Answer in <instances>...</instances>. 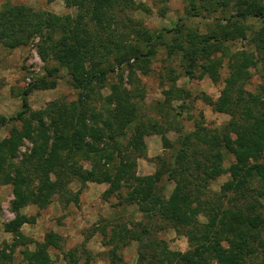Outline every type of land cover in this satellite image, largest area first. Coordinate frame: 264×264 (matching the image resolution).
I'll use <instances>...</instances> for the list:
<instances>
[{
	"label": "trees",
	"instance_id": "1",
	"mask_svg": "<svg viewBox=\"0 0 264 264\" xmlns=\"http://www.w3.org/2000/svg\"><path fill=\"white\" fill-rule=\"evenodd\" d=\"M44 1L50 3L53 0ZM61 2L65 8L76 10L74 17L8 3L0 9V46L13 50L37 38L36 53L42 61L51 57L66 70L71 85L80 91L72 102H51L44 110L32 112L25 118L24 97L31 89L28 88L22 91V109L15 117L6 120L0 116V127L8 121L20 123L18 130H12L8 137L0 140V185H9L13 197L10 210L14 217L3 224V231L13 239L9 246L14 248L20 243L19 229L23 224L32 225L35 221V216L27 217L19 210L31 204L44 209L54 195L65 204L76 203V196L66 189L75 180L80 185L105 183L107 188L103 196L118 194L117 205H132L148 223L158 219L176 233L191 234L189 248L176 259L170 257L162 242L154 241L145 264H242L245 259L252 264H264V219L238 209H223L202 198L209 181L224 174L230 181L229 189L235 199L248 198L247 192L251 188V201L258 205L259 197L264 195V86H259L255 94L244 90L247 70L252 65L248 55L245 52L227 54L226 49L221 48L224 41L234 36L229 38L223 34L225 39L219 40L216 36L197 37L188 31L183 36L187 43L184 46L179 19L168 28L153 31L141 28L138 23L136 28L126 17L116 19L117 13L142 7L132 0ZM189 3L192 13H186L184 18L202 17L194 11V0ZM261 3L262 0H232L231 13L215 19L214 23L217 27L220 22L235 27L238 20L259 21V29L253 31L249 39L256 44L264 71V7ZM217 4L229 6L227 0H218ZM119 23L139 39V45L127 43ZM166 36H169V46L165 42ZM158 45L168 46L167 57L174 50L179 51L184 61L183 73L188 79L193 77L192 71L198 61V77L205 75L212 83L218 82L217 67L221 58L212 59L211 56L219 52L226 59L227 75L217 98L211 100L202 96V102L213 112L229 117L224 126L209 129L194 122V127L201 125L196 133H182L181 128L176 127L179 134L176 144L172 145L164 136L172 123L165 120L160 124L147 117L140 119L138 100L142 98V92L132 95L125 90L120 76L117 82L108 86L109 94L99 100L100 109L94 107L92 91L99 92L104 88L107 76L123 65L129 66L126 82L138 86L132 77L133 67L137 64L141 73H145L146 64ZM129 61L134 63L132 68ZM37 83L32 89L54 86L53 81L47 84L44 78ZM163 95L167 106L171 99L183 100L188 96L184 90L172 85ZM66 134L71 135L70 139ZM149 135H158L169 155L166 160L155 158L159 166L151 175L138 176L135 161L137 157L145 158L144 137ZM23 141L29 142L30 148L18 158ZM226 155H230L232 161L223 168L221 164ZM80 163H85L87 168H82ZM51 176L53 180L50 181ZM163 176L166 182L173 184L167 195L164 187L158 184ZM254 183L258 190L249 187ZM121 190L125 191L123 195ZM221 192H224L223 187ZM198 213H205L206 223L197 222ZM100 231L104 235V229ZM147 235L145 227L141 231H131L123 226H113L107 240L110 258L118 260L115 251L119 245H124V240H130L137 244V262L140 264L145 257L140 250L149 247ZM59 240L58 235L47 232L42 239L43 245L36 244L32 251H21L23 264H53L46 249H58ZM225 240L229 245L221 249ZM62 260L64 264H77L75 249L64 252ZM6 261L8 259L0 252V264H6Z\"/></svg>",
	"mask_w": 264,
	"mask_h": 264
},
{
	"label": "rangeland",
	"instance_id": "2",
	"mask_svg": "<svg viewBox=\"0 0 264 264\" xmlns=\"http://www.w3.org/2000/svg\"><path fill=\"white\" fill-rule=\"evenodd\" d=\"M134 4H141V8L135 10L117 13L116 19L128 18L133 22L136 28L140 24L141 28L153 31L160 28H168L176 20H180L184 46L187 45L183 36L191 31L197 37L216 36L219 40H224L223 34L234 36L222 43L221 48L226 49L227 54L236 52H245L248 55L252 65L247 70L248 78L244 85V90L255 94L258 87L264 86V71L261 68L256 52L255 43L250 41L253 31H257L260 22L254 19H245L236 21L233 25H226L220 22V27L214 23L215 19L226 16L231 13L230 7L232 0H227L229 6L220 7L218 0H194L196 12L202 17L184 18L186 13H192L190 0H132ZM24 5L36 11H46L57 16L68 15L74 17L76 10L74 8H65L61 0H53L46 3L44 0H0V9L3 4ZM261 5L264 7V0ZM215 10V11H212ZM129 24V22H127ZM127 43L138 44L139 39L133 36V33L118 24ZM222 29V31H220ZM238 30L236 34L233 31ZM210 42L213 40H209ZM169 46V36L165 38ZM37 38L30 41L28 45L21 46L13 50H6L0 46V116L6 120L15 117L21 108L22 91L28 90L24 97L27 109L25 118L32 112L44 110L51 102L69 103L77 99L79 89L71 85L66 70L60 67L51 57L42 61L36 53ZM168 46L158 45L154 55L146 64L145 73H141L138 65L134 66L132 61L130 67H133L132 77L138 82L135 84L127 83L129 66L123 67L118 71L110 73L105 82V87L99 92L91 94L93 105L100 109V103L103 97L109 94V85L117 82L118 76L122 79V87L132 92V95L142 92V98L138 100V114L140 119L152 118L160 124L165 120L172 123L171 129L165 132L164 136L172 145L176 144L178 132L176 127L181 128L182 133L190 131L197 132L200 124L194 127V122L202 123V126L213 129L226 124L229 117L224 114L213 112L209 106L202 102V96L215 100L222 87V80L227 75L226 59L221 57L219 52L211 56L212 59L221 58V64L217 67L218 82L212 83L205 75L200 74L199 62H195L192 71L193 77L188 79L183 73L181 55L179 51L174 50L170 57H167ZM110 60L112 57L109 58ZM131 67V68H132ZM55 70V71H54ZM172 70V72H170ZM51 73L50 77L47 74ZM44 78L46 83L53 81L54 86L47 89H32L37 81ZM171 80V81H170ZM134 81V80H133ZM181 88L188 94L184 99H171L169 105L164 104L163 92L170 88ZM137 89V90H136ZM137 92V93H136ZM136 93V94H135ZM136 100V99H135ZM170 123V124H171ZM20 123L18 121H8L6 125L0 127V140L9 136L12 130H18ZM196 128V129H195ZM70 134L66 137L70 139ZM145 158H136L135 174L138 176L151 175L159 166L155 158L166 160L168 158L167 146H162L158 135H149L144 137ZM221 143L219 147L221 148ZM30 144L23 141L18 149V158L29 151ZM232 161L230 155H226L221 166L226 168ZM82 168H87L85 163H80ZM49 180H53L52 176ZM227 175H220L213 178L204 189L205 197L203 200H209L214 205H220L221 208H231L245 211L250 214H258L264 219V195L260 196L256 205L251 201L250 189L247 197L235 199L230 191V183ZM159 186L164 187V194L167 195L171 190L172 182H166L163 176ZM221 187L224 192H221ZM249 187L258 190L257 184H251ZM107 188L105 183L85 182L80 185L73 180L66 186V189L76 196V203L65 204L56 195L49 199L44 209H37L34 204L27 205L19 210V213L29 216H35L34 224H23L19 229L22 239L14 248L9 244L13 239L9 233L3 231V224L12 220L14 213L10 210V202L13 199L9 185H0V252L8 259L6 264H23L21 251L27 249L34 250L36 244L43 245V236L47 232H52L59 236V248H47V254L53 264H64L62 255L64 252L75 249L77 264H138V247L135 241L124 240V245L115 251L118 260L111 259L109 255L110 245L107 240L110 236V230L113 226H123L131 231H141L143 227L147 228L146 236L147 246H153L154 241L162 242L166 250L170 253L172 259L184 253L188 248L191 234L184 235L176 233L169 226H164L155 219L151 223L142 218L134 206L117 205L118 194L104 197L103 192ZM124 190L120 194L123 195ZM250 194V195H248ZM198 223H206L205 213L197 214ZM104 229V235L100 229ZM190 229V228H189ZM193 236V235H192ZM228 241L221 243V249H225ZM143 247L140 252L145 254V264L151 254L152 247ZM140 263V264H141ZM242 264H252L249 259L243 260Z\"/></svg>",
	"mask_w": 264,
	"mask_h": 264
}]
</instances>
